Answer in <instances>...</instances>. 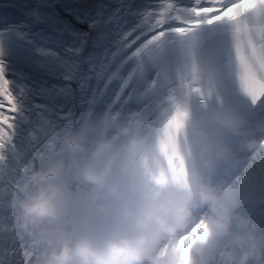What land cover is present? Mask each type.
<instances>
[{"label": "snow or ice", "instance_id": "snow-or-ice-1", "mask_svg": "<svg viewBox=\"0 0 264 264\" xmlns=\"http://www.w3.org/2000/svg\"><path fill=\"white\" fill-rule=\"evenodd\" d=\"M57 11L83 37L64 49L63 60L54 49H29L33 41L24 28L0 26V264H40L46 242L38 229L25 228L20 201L31 174L57 160L69 190L67 224L83 230L127 214L126 202L78 176V157L63 146L74 128L88 133L90 145L111 138L128 161L117 171L128 201L156 197L169 186L191 191L189 165L214 159L205 175L218 193L215 214L229 210L232 232L214 235L207 220L214 210L199 207L163 250L171 248L181 264H236L243 249L237 238L258 237L261 254L253 264H264V0H60ZM33 18L42 19L38 10ZM92 33L97 45L114 37L99 68H85ZM65 60L72 72L59 75L70 82L95 74L104 81L101 92L117 85L111 101L90 106L83 119L41 105L34 93L35 74L63 69ZM45 110L55 125L48 135L40 128ZM232 115L243 118L253 147L222 130L218 118ZM133 135L139 147L129 152Z\"/></svg>", "mask_w": 264, "mask_h": 264}, {"label": "clouds", "instance_id": "clouds-1", "mask_svg": "<svg viewBox=\"0 0 264 264\" xmlns=\"http://www.w3.org/2000/svg\"><path fill=\"white\" fill-rule=\"evenodd\" d=\"M225 122L234 123L230 117ZM111 145V141L104 142L90 155L78 158L76 172L83 181L104 190L112 199L126 202V215L101 220L83 230L67 224L63 207L69 190L63 165L37 170L25 183V195L20 201L24 226H40L48 246L40 264H181L178 255L171 248L165 252L162 245L175 240L188 226L196 208H212L214 211L207 220L223 226L215 214L219 208L218 193L211 184L202 181H197L191 191L169 186L156 197L128 201L115 171L117 166L126 170L128 161L121 159L120 153L105 155ZM128 145L129 152H133L139 142L134 136L129 137ZM67 146L74 154L86 152L74 137L67 140ZM254 255L258 259L255 245L241 255L238 264H247Z\"/></svg>", "mask_w": 264, "mask_h": 264}, {"label": "bare ground", "instance_id": "bare-ground-1", "mask_svg": "<svg viewBox=\"0 0 264 264\" xmlns=\"http://www.w3.org/2000/svg\"><path fill=\"white\" fill-rule=\"evenodd\" d=\"M0 2H1V0H0ZM20 5H21V4H20ZM21 6H22V5H21ZM51 18H52V24H54V25H56V23L62 21V20L59 18V14H58V13L53 14V15L51 16ZM64 24H65V23H64ZM65 26H66V28H67V30H66L65 32H70L71 35H72V38H73L72 40H70V41L68 40L67 42H68L69 44H71V45H76V46L79 45V44L81 43V40H82L83 37H81L80 35H78V34L75 33V32H71L70 29L68 28V26H67L66 24H65ZM73 27L78 28L80 32H85V31H86V29H84L82 26L75 25L74 22H73ZM113 38H114V37L109 36L108 39H106L105 43L102 45V49H101V51L109 52V49H110V41H111V39H113ZM87 40H88V42H89V37H87ZM87 45H88V43H87ZM104 52L99 53L98 58L101 57V56L103 55ZM88 54L92 55V54H91V50H86V51H85V56H84V57H86V55H88ZM61 58H63V56H62ZM98 58H97V59H98ZM102 62H103V61H102ZM102 62H101L98 66H96V67H97V68L101 67ZM119 79H120V78H119ZM92 80H93V84H92L91 89H90L86 94L82 95L84 101H85L87 104H88L89 102L95 100V98H96V92H97V91L99 90V88L101 87L100 81H103L102 78H98L95 74L93 75ZM99 80H100V81H99ZM103 82H104V81H103ZM50 88H52V86H48V89H49V90H51ZM110 88L112 89V88H114V86L111 85ZM72 108H74V107L72 106ZM45 125H46V129H47V133H46V135L51 134V133L54 131V130H53V127L51 126V121H50L49 119L46 120ZM133 136H134V135H133ZM133 136H129V137H133ZM73 137H74V138L76 137V139H77L81 144H83V145H84V148L86 149V152L76 153L77 157H78V158H80V157H86V155H88V150H89V145H88V141H87V139H86L83 135H81L80 133H78V132H73L71 138H73ZM129 137H128V139H129ZM134 137L138 140V138H137L136 136H134ZM109 139H110V141L112 142V140H111L110 137H107V138H100V139H97V140L100 142V144H102V143H104L106 140H109ZM248 142H249V141H248ZM255 143H256V141L251 142V143H250V147H253V146L255 145ZM63 146H64V150H65V152H66L68 155H73V154H74V153H72V152L68 149V146H67V140H65V139H63ZM112 153H119L118 148L113 144V142H112L111 147L108 149V151H107V153H106L105 155H110V154H112ZM103 158H104V157H102L101 159H103ZM121 159H123V158L121 157ZM57 165H63V166H64L63 162L60 161V160H57V161H56V166H57ZM52 166H53V164H51L49 167H46V168L40 169V171H47V170L51 169ZM36 170H37V169H36ZM36 170H35V171H36ZM118 170H119V167L117 166V168L115 169V171L117 172ZM35 171H34V172H35ZM34 172H33V173H34ZM31 175H32V174H31ZM29 178H30V177H29ZM29 178H28V179H29ZM208 183H209V182H208ZM209 184H210V183H209ZM23 189H24V186H23ZM228 213H229V210L226 208V212L223 213V223H222L223 226H218V225L211 224L212 227H213L214 235H216V236H220V234H221V236H226V234H228L230 231L232 232V229H228V228H226V227H227V223L229 222V219H230V215H229ZM228 225H231V226H232V222L230 221ZM28 227H35V228L38 229V230L40 231V233L43 235L44 240H45V242H46V247H45V250L42 252V254L45 253V252L47 251V247H48V246H47V241H46V239H45L44 233L41 231V227H40V226H33V225H29ZM28 227H25V228H28ZM231 232H230V233H231ZM237 239H238V242H239V243H242V244H243V249L239 252V254H238L237 257H236V264H238V262L240 261L241 255H242L245 251H247L248 249L252 248L253 245H255L256 248L259 250V255L261 254V243H262V242H261L260 238H258V237H252V238H249V237H247V236H240V237H238ZM230 252H231V249H226V250H225V255H228ZM42 254H41V256H42ZM253 257H256V258H257L256 255H254ZM253 257L250 258V259L247 261V264H253Z\"/></svg>", "mask_w": 264, "mask_h": 264}, {"label": "rangeland", "instance_id": "rangeland-1", "mask_svg": "<svg viewBox=\"0 0 264 264\" xmlns=\"http://www.w3.org/2000/svg\"><path fill=\"white\" fill-rule=\"evenodd\" d=\"M95 148H97V147L95 146ZM40 262H41V260H40Z\"/></svg>", "mask_w": 264, "mask_h": 264}]
</instances>
